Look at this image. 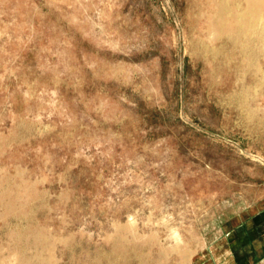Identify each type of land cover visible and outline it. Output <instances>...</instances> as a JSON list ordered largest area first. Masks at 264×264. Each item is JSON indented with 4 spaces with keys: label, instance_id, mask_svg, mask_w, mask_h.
<instances>
[{
    "label": "rangeland",
    "instance_id": "rangeland-1",
    "mask_svg": "<svg viewBox=\"0 0 264 264\" xmlns=\"http://www.w3.org/2000/svg\"><path fill=\"white\" fill-rule=\"evenodd\" d=\"M205 2L0 0L3 264H213L264 209V55L210 38Z\"/></svg>",
    "mask_w": 264,
    "mask_h": 264
},
{
    "label": "bare ground",
    "instance_id": "bare-ground-1",
    "mask_svg": "<svg viewBox=\"0 0 264 264\" xmlns=\"http://www.w3.org/2000/svg\"><path fill=\"white\" fill-rule=\"evenodd\" d=\"M205 4L206 9L203 11L202 15L204 16L205 26L210 38L214 40L226 39L231 41L233 45L242 48L243 53L246 54V60L249 65L254 64V61H252L253 53L264 55V0H206ZM254 45L257 46L254 47ZM206 47H208V51L213 57L222 52L218 45L209 46L207 44ZM249 49L251 55L250 52L248 54ZM254 72L253 83L256 85H264V69L257 67ZM250 85L243 86L244 91L241 93V99L244 102L247 100L248 96L254 95L255 93V90H249ZM251 114H253V112H251ZM251 114L249 113V115ZM262 121L264 122V119ZM1 139L2 136H0V140ZM10 199L9 191H5L0 195V207L3 208V211L0 212V219H6L9 216L15 218L22 217V205H15ZM24 230L17 231L14 234L12 233L11 236L14 239H19ZM30 234L34 236L39 243L45 240V238L36 231H31ZM49 257H51V255L48 257L43 256V252L39 250L36 251L34 256L30 259L19 258L18 262L21 264H29L33 261H40V264H46V260H48ZM2 261L3 260H0V264L4 263V261Z\"/></svg>",
    "mask_w": 264,
    "mask_h": 264
},
{
    "label": "crops",
    "instance_id": "crops-1",
    "mask_svg": "<svg viewBox=\"0 0 264 264\" xmlns=\"http://www.w3.org/2000/svg\"><path fill=\"white\" fill-rule=\"evenodd\" d=\"M240 217L213 246V264H264V209Z\"/></svg>",
    "mask_w": 264,
    "mask_h": 264
}]
</instances>
